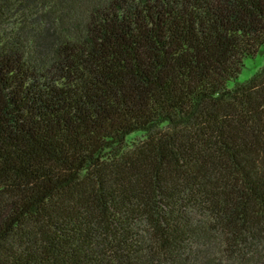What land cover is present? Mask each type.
Wrapping results in <instances>:
<instances>
[{
  "label": "trees",
  "instance_id": "16d2710c",
  "mask_svg": "<svg viewBox=\"0 0 264 264\" xmlns=\"http://www.w3.org/2000/svg\"><path fill=\"white\" fill-rule=\"evenodd\" d=\"M263 50L264 0H0V264H264Z\"/></svg>",
  "mask_w": 264,
  "mask_h": 264
},
{
  "label": "rangeland",
  "instance_id": "374dc122",
  "mask_svg": "<svg viewBox=\"0 0 264 264\" xmlns=\"http://www.w3.org/2000/svg\"><path fill=\"white\" fill-rule=\"evenodd\" d=\"M264 66V50L258 53L254 58L245 59L243 68L237 77V82H244L249 79L258 69ZM232 83L229 84V87Z\"/></svg>",
  "mask_w": 264,
  "mask_h": 264
}]
</instances>
